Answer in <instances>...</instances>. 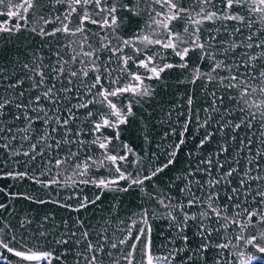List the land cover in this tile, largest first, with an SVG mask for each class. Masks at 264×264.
<instances>
[{
    "label": "snow or ice",
    "instance_id": "snow-or-ice-1",
    "mask_svg": "<svg viewBox=\"0 0 264 264\" xmlns=\"http://www.w3.org/2000/svg\"><path fill=\"white\" fill-rule=\"evenodd\" d=\"M0 264H264V0H0Z\"/></svg>",
    "mask_w": 264,
    "mask_h": 264
}]
</instances>
